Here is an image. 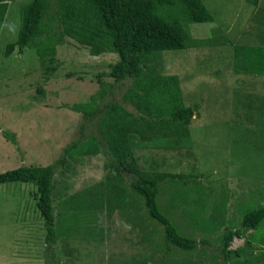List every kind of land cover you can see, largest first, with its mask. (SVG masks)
<instances>
[{"label":"rangeland","instance_id":"rangeland-1","mask_svg":"<svg viewBox=\"0 0 264 264\" xmlns=\"http://www.w3.org/2000/svg\"><path fill=\"white\" fill-rule=\"evenodd\" d=\"M27 1L9 0L0 23V173L50 165L72 142L79 146L87 136L98 138L94 121L82 122L68 107L88 101L98 81L111 83L97 74L117 60L112 53L93 58L67 37L50 60L39 59L33 45L4 57ZM129 2L133 12H154L168 24L183 25L194 39L227 41L160 54L157 72L177 77L183 105L193 112L186 135H175L183 131L175 125L164 129L163 137L129 136L139 169L188 176L186 185L161 186L157 204L177 232L197 244L190 252L166 250L162 227L148 218L129 187L136 178L121 171L114 181L102 150L87 155L71 150L52 178L56 218L50 249L35 188L0 185V264H263L264 219L257 231L233 238L226 260L217 238L225 229H239L244 212L264 206V73L244 69L247 48L264 50V0L255 6L244 0ZM50 26L56 36L57 23ZM126 86V81L113 85L104 101H119ZM2 132L13 136L14 144ZM88 200L89 210H78Z\"/></svg>","mask_w":264,"mask_h":264},{"label":"trees","instance_id":"trees-1","mask_svg":"<svg viewBox=\"0 0 264 264\" xmlns=\"http://www.w3.org/2000/svg\"><path fill=\"white\" fill-rule=\"evenodd\" d=\"M8 1L0 0V23L6 13ZM244 1L255 6L258 0ZM19 16L20 26L16 39L5 45L4 57L10 55L14 48L21 53L25 47L33 45L39 59L50 60L54 57L55 46L67 37L87 47L90 56L112 53L117 60L108 65V72L97 74V77L110 78L111 83L98 81V90L88 101L68 107V110L80 114L82 122L94 121L98 138L87 136L81 146H78L79 142H72L63 149V155L50 165L22 166L1 172L0 185L28 183L35 188L33 196L45 231L44 243L50 249L55 240L56 215L53 212L51 193L56 167L65 164L64 158L71 155V150L81 155L97 154L102 150L107 154V164L112 170L111 177L114 181L120 177L121 171L136 178L129 183V187L134 195L141 198L148 218L162 227L165 249L192 251L197 241L181 236L161 214L157 204L161 186L172 187L177 183L186 185L188 176L151 174L139 169L133 161L129 136L138 135L144 141L149 136L163 137L167 135L164 129L175 125V129L183 130L175 135H186L193 112L183 105L177 77L157 72L160 54L164 51L221 46L227 41L223 37L194 39L183 25L168 24L154 12H133L129 0H28L20 7ZM51 21L57 23L59 32L56 36L52 33ZM245 56L246 72L264 73L262 48L249 47ZM46 70L50 72L55 68ZM125 81L127 86L120 94L119 101H104L107 95H111L109 90L113 85L122 87ZM126 105L131 110H127ZM1 134L14 144L13 136L6 132ZM118 188L122 190L121 187ZM117 196L121 200L122 197L119 194ZM90 202L86 201L85 208L79 206L81 209L78 210H89ZM263 219L264 206L257 204L243 213L239 229L223 230L217 238L223 260L230 254L228 248L233 238H241L248 230L257 231ZM204 226L205 224H201V227ZM239 252L238 249L234 251L235 255Z\"/></svg>","mask_w":264,"mask_h":264},{"label":"crops","instance_id":"crops-1","mask_svg":"<svg viewBox=\"0 0 264 264\" xmlns=\"http://www.w3.org/2000/svg\"><path fill=\"white\" fill-rule=\"evenodd\" d=\"M97 57V56H96ZM93 58H95V57H93ZM264 259V258H263ZM262 264V263H261ZM263 264H264V262H263Z\"/></svg>","mask_w":264,"mask_h":264}]
</instances>
